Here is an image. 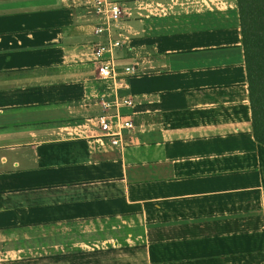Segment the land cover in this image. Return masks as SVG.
<instances>
[{"label":"crops","instance_id":"1","mask_svg":"<svg viewBox=\"0 0 264 264\" xmlns=\"http://www.w3.org/2000/svg\"><path fill=\"white\" fill-rule=\"evenodd\" d=\"M137 8L107 83L89 0H0V264H264L237 0Z\"/></svg>","mask_w":264,"mask_h":264},{"label":"built area","instance_id":"2","mask_svg":"<svg viewBox=\"0 0 264 264\" xmlns=\"http://www.w3.org/2000/svg\"><path fill=\"white\" fill-rule=\"evenodd\" d=\"M93 13L99 17L100 21L95 25L94 32L103 40L91 45L95 61L98 64L100 80L109 82L114 79L115 59L114 54L119 50L124 40L128 39L121 34L120 23L127 17V12L119 0H89ZM135 69L129 67L127 73H133ZM131 105V100L127 98H117L115 102L103 99V114L98 117L99 128L111 138V143L115 147L123 148L125 142L121 140L123 130H133V121L125 115L111 113L112 108Z\"/></svg>","mask_w":264,"mask_h":264},{"label":"trees","instance_id":"3","mask_svg":"<svg viewBox=\"0 0 264 264\" xmlns=\"http://www.w3.org/2000/svg\"><path fill=\"white\" fill-rule=\"evenodd\" d=\"M255 139L264 145V0H237Z\"/></svg>","mask_w":264,"mask_h":264},{"label":"rangeland","instance_id":"4","mask_svg":"<svg viewBox=\"0 0 264 264\" xmlns=\"http://www.w3.org/2000/svg\"><path fill=\"white\" fill-rule=\"evenodd\" d=\"M128 8H130V18L128 19L129 15L127 14V19L126 18L121 22V23H125V22H128L134 27L136 28V22H137V14H138V0H127L126 1V5ZM211 10H216V8L211 5ZM127 12V11H126ZM128 13V12H127ZM120 23V25H121ZM121 32V29L119 30Z\"/></svg>","mask_w":264,"mask_h":264}]
</instances>
